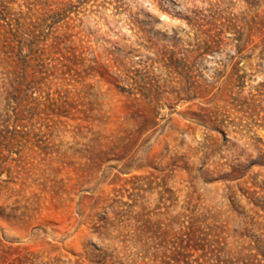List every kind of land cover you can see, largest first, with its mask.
<instances>
[{
  "label": "rangeland",
  "instance_id": "rangeland-1",
  "mask_svg": "<svg viewBox=\"0 0 264 264\" xmlns=\"http://www.w3.org/2000/svg\"><path fill=\"white\" fill-rule=\"evenodd\" d=\"M0 264H264V0H0Z\"/></svg>",
  "mask_w": 264,
  "mask_h": 264
}]
</instances>
